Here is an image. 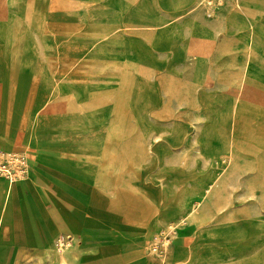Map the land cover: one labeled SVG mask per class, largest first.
<instances>
[{
	"label": "rangeland",
	"instance_id": "374dc122",
	"mask_svg": "<svg viewBox=\"0 0 264 264\" xmlns=\"http://www.w3.org/2000/svg\"><path fill=\"white\" fill-rule=\"evenodd\" d=\"M238 1L0 0V65H4L5 76H17L23 83L21 95L34 81L38 97L42 93L52 95L51 100L64 99L50 104L47 122L49 129L66 137L68 159H73L74 150L82 153L87 182L78 186L83 188L84 208H97L100 213L110 209L115 213L111 217L100 213L93 216L108 219L109 225L121 230L128 221L133 223V218L143 217L144 213L137 216L132 205L145 204L147 216L157 211L156 205L158 213L176 216L180 212L190 224H200L204 220L203 202L213 194L217 201L223 186L231 192L230 209L237 214V228L226 236L237 241L244 256L258 252V260L264 264V99L258 105L245 100L211 101L196 96L205 115L199 129L201 120L195 117L200 109L178 103L167 94L171 79L185 86L199 83L208 92L220 91L219 79H237L240 67L247 70L245 65L251 61L252 74L264 80L263 48V54L249 57L240 54L241 49L237 50L238 55L212 57L203 49L200 54L208 55L206 60L184 55L193 36L192 22L226 16L229 8L238 7ZM247 72L242 74L243 82L264 89V82ZM239 90L237 94L244 96L247 89ZM156 113L162 118L154 119ZM178 121H190L192 130L175 124ZM152 126L159 130L142 136L143 143L164 141L173 147L156 149L148 145L145 153L141 151L135 132ZM188 131L191 132L187 135ZM30 144L36 152L46 147L36 137ZM53 144L60 145L55 140ZM195 144L199 151L207 148L209 154L200 156L196 148L192 149ZM221 152L229 158L222 157L224 160L218 164L216 159ZM24 155L26 175L8 180L9 184L27 180L32 159L27 153ZM250 158L257 159V166L241 164L235 168L236 161ZM208 168L211 172L201 176ZM175 170L182 173L175 174ZM60 173L62 183L73 180L67 169L64 174H57ZM198 176L200 188L192 184L196 188L194 194L182 193ZM205 187L213 188L211 194L204 192ZM54 191V195L47 196L59 208L62 221L74 231L76 217L69 208L73 197L58 184ZM187 196L190 202L200 199L195 205L200 209L197 216H185L182 201ZM36 202L40 204V200ZM150 220L141 225L146 241L143 251L164 261L172 235L179 228L166 224L157 234ZM162 233L169 236L161 250L154 239ZM226 236L220 237L225 240ZM58 238L69 245L59 254L73 253L76 237ZM119 254L127 264H133L131 253L124 247ZM63 262L69 264L67 259Z\"/></svg>",
	"mask_w": 264,
	"mask_h": 264
},
{
	"label": "crops",
	"instance_id": "0c3cea01",
	"mask_svg": "<svg viewBox=\"0 0 264 264\" xmlns=\"http://www.w3.org/2000/svg\"><path fill=\"white\" fill-rule=\"evenodd\" d=\"M238 3L237 8L227 10L226 16H219L209 21H202L198 18L192 22L193 36L190 37L187 43L184 55L206 60L208 55L210 57L238 55L237 50L239 49H241L240 54L243 56L263 54L264 52L261 53L260 48L264 49V0H239ZM234 46L235 48H232ZM203 49L208 51V55L200 54ZM243 50L245 51L244 54ZM106 52L108 53V48H106ZM253 65L254 63L251 61V63L245 65L247 70L240 67L239 75L235 80L219 79L221 82L220 91L208 92L207 87H202L199 83L185 86L181 85L179 81L171 79L169 86L171 89L167 91V94L178 103L185 102L191 108L197 106L200 109V111L197 109L199 113L197 112L198 114L195 117L201 120L200 129L205 115L200 108L199 100H196V96L201 95L211 101L245 100L252 104H262L264 89L242 80L243 72L247 71L250 76L261 79L259 76L252 74L250 67ZM3 66L0 65V72H2V78L0 73V151L18 154L27 153L32 159V165L27 180L14 184L10 183L12 184L10 185L7 180L0 178V264H65L64 259H67L69 264H127L126 258L119 256L121 247L131 253L134 260L133 264L263 263L258 260V252H250L244 256L237 241L226 236L227 232L236 230L237 214L230 209L232 194L223 186H221L223 191L219 193L217 201L218 197L213 194L203 202L204 220L200 224H190L180 212L176 216L163 214L162 211L158 213L156 205L157 211H154L155 208L154 210L151 209V211H154L153 215L151 212L147 216V206L145 204L132 205L138 212L137 216L144 213L142 214L143 217L133 218L135 221L131 224L128 221L127 226L121 230H116L109 225L110 220H101L100 216H93L94 213H100V210L97 208H90V210L84 208L82 203L84 198L83 188L78 186H84L87 182L83 174L82 153L80 150H74L73 159H68L70 154L66 151L64 142L66 137L55 129H49L47 122L50 119L48 118V113L52 107L50 104L56 101L60 103L64 99L51 100L52 95L47 96L48 94L42 95V93L38 97L34 81L26 86L27 91L24 95H21L20 92H23L25 86L23 83L20 84L17 76L15 79L10 78L11 76H5L2 71ZM261 80L264 82L263 79ZM168 85L169 83H167V89ZM20 88H22V91ZM244 88L247 89L244 96L237 94V89H240L241 92V89ZM45 103L44 107L39 108V105ZM160 118L162 117L156 113L154 119ZM175 124H183L189 130H192L190 121H178ZM151 130L159 129L153 128V126L150 128L141 127L135 132L141 151L145 153L148 145H154L156 149L173 147L164 141L159 144L143 143L145 139L142 136L144 137ZM190 132L188 131L186 134L188 135ZM35 137L41 145L46 146L42 148V152H36V149L30 144L35 141ZM54 140L60 145L54 146ZM194 148L198 150L199 145H193L192 149ZM256 161L257 159L252 158L250 160L240 159L236 161L235 168H239L241 164L253 168L257 166ZM204 162L206 161L204 160ZM66 169L67 174L73 180L69 179L62 183L59 180L61 173H57L62 171L64 174ZM208 170L209 168L201 176L211 172V170ZM173 172L175 174L182 173L180 170ZM198 178L199 176L194 183L190 182L187 190L182 191V193L190 191L191 194H194L195 189L200 188ZM221 179L222 181L224 179L223 172ZM56 184L62 187L64 193H69L73 197L74 203L69 208L76 217L74 231L70 229L64 220L62 221L59 208L47 196L55 194ZM192 184H195L196 188L194 186L193 189ZM32 190L38 192L41 199L38 195L34 196ZM36 200H40L39 205ZM59 200L61 199L59 198ZM198 201L200 199L196 198L191 202L192 210L198 208V206H195ZM106 212L100 213V215L110 216L115 214L110 209ZM220 212H223V214H220ZM149 218L151 219L150 223L155 224L157 234L164 230L166 224L168 226L173 224L179 228L176 235H172L173 240L164 261L159 258H152L143 251L146 241L143 237V231L141 230L143 226L141 225ZM76 230H80V232ZM222 234L228 239H221ZM59 236L76 237L77 241L73 253L64 256L56 251V239ZM226 242L227 244H225ZM107 250L114 252L109 254ZM104 251L107 253L103 254Z\"/></svg>",
	"mask_w": 264,
	"mask_h": 264
},
{
	"label": "built area",
	"instance_id": "2783aa9c",
	"mask_svg": "<svg viewBox=\"0 0 264 264\" xmlns=\"http://www.w3.org/2000/svg\"><path fill=\"white\" fill-rule=\"evenodd\" d=\"M27 158L24 154L8 153L0 151V178L5 180H16L26 175ZM167 236H163V233L157 236L154 241L158 245V249H163V243L168 240Z\"/></svg>",
	"mask_w": 264,
	"mask_h": 264
},
{
	"label": "bare ground",
	"instance_id": "6f19581e",
	"mask_svg": "<svg viewBox=\"0 0 264 264\" xmlns=\"http://www.w3.org/2000/svg\"><path fill=\"white\" fill-rule=\"evenodd\" d=\"M243 10V9H242ZM243 11H246V10H243ZM230 17V16H229ZM234 18V17H233ZM236 19V18H235ZM163 33V32H162ZM79 110V109H78ZM81 112V111H80ZM79 112V113H80ZM205 148V147H204ZM207 149V148H206ZM206 149H201L199 152V154H200V156H207L209 153H208V151L206 150ZM228 157L229 158V156H227V154L225 153V152H221L219 155H218V157H217V159H216V162H218V164H220V162L222 161V160H224V158H222V157ZM27 163V162H26ZM20 178H22V177H20ZM210 186V185H209ZM213 191V188L212 187H205L204 188V192L207 194V195H209V194H211V192ZM188 197V196H187ZM185 197V199H184V201H182V204H183V209H184V211H185V216H188V217H194V216H197V213L199 212V208H197L196 210H192V205H191V202L189 201V198L190 197ZM63 240L62 239H58L57 240V243H56V250H57V252L59 251H64V250H66V249H68V246L69 245H67L66 244V246L64 245V243L62 242ZM58 252V253H59Z\"/></svg>",
	"mask_w": 264,
	"mask_h": 264
}]
</instances>
